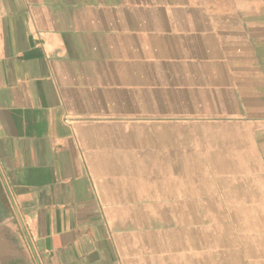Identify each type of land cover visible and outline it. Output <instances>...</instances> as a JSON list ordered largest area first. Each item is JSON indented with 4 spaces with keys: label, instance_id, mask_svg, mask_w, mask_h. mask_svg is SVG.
<instances>
[{
    "label": "crops",
    "instance_id": "1",
    "mask_svg": "<svg viewBox=\"0 0 264 264\" xmlns=\"http://www.w3.org/2000/svg\"><path fill=\"white\" fill-rule=\"evenodd\" d=\"M235 155L264 173V0H0V264H169L158 189Z\"/></svg>",
    "mask_w": 264,
    "mask_h": 264
},
{
    "label": "rangeland",
    "instance_id": "2",
    "mask_svg": "<svg viewBox=\"0 0 264 264\" xmlns=\"http://www.w3.org/2000/svg\"><path fill=\"white\" fill-rule=\"evenodd\" d=\"M209 158L215 160L216 157ZM216 164L218 170L189 173L192 186L188 188L158 189L159 196H167L165 194L172 191V226L179 232L175 236V244L179 240L180 244L169 252V264H217L218 261L225 264L230 260L235 264H247L248 261H264V215L261 205L247 202L257 194L261 195L260 189L252 188L251 183L264 181V173L236 170L245 164V158L238 155L223 156L222 161ZM187 200L198 202L199 209L194 210L188 205L190 211L187 213ZM202 204L205 211H202ZM4 208L5 204H1L0 211ZM5 222L0 220V233L7 239H14V244L21 249L20 245L26 241L19 221H8L12 222V228ZM181 242L184 243L183 248L180 247ZM30 260L34 261L32 254Z\"/></svg>",
    "mask_w": 264,
    "mask_h": 264
}]
</instances>
